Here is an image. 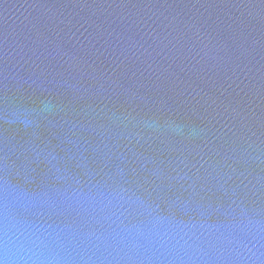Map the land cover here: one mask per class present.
<instances>
[{
	"label": "water",
	"instance_id": "water-1",
	"mask_svg": "<svg viewBox=\"0 0 264 264\" xmlns=\"http://www.w3.org/2000/svg\"><path fill=\"white\" fill-rule=\"evenodd\" d=\"M0 262L264 264V0H0Z\"/></svg>",
	"mask_w": 264,
	"mask_h": 264
},
{
	"label": "clouds",
	"instance_id": "clouds-1",
	"mask_svg": "<svg viewBox=\"0 0 264 264\" xmlns=\"http://www.w3.org/2000/svg\"><path fill=\"white\" fill-rule=\"evenodd\" d=\"M0 264H3V262H0Z\"/></svg>",
	"mask_w": 264,
	"mask_h": 264
}]
</instances>
